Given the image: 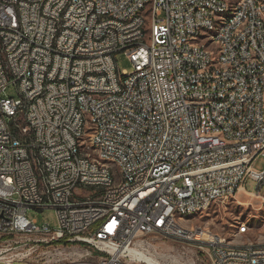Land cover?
<instances>
[{"label": "built area", "instance_id": "built-area-1", "mask_svg": "<svg viewBox=\"0 0 264 264\" xmlns=\"http://www.w3.org/2000/svg\"><path fill=\"white\" fill-rule=\"evenodd\" d=\"M238 4L237 19H222L211 37L209 19L226 0H0V236L11 237L0 264H150L127 249L152 247L155 234L212 264H264V244H227L179 217L234 198L249 178L261 198L264 169L253 163L264 156V0ZM247 13L252 27L236 33ZM203 38L223 43L222 71ZM119 53L132 71L119 70ZM10 85L17 97L6 96ZM91 140H100L97 162L85 160ZM47 207L55 228L27 217Z\"/></svg>", "mask_w": 264, "mask_h": 264}, {"label": "rangeland", "instance_id": "rangeland-1", "mask_svg": "<svg viewBox=\"0 0 264 264\" xmlns=\"http://www.w3.org/2000/svg\"><path fill=\"white\" fill-rule=\"evenodd\" d=\"M116 61L119 70L132 71V64L123 53L116 55ZM6 96H18L14 85L7 88ZM253 167L257 170L264 169L263 155L256 158ZM256 185L257 183L249 178L244 184L246 191H238L234 198L212 204L206 210L194 215L179 217H183L184 220H193V225L209 227L210 236L215 238L225 237L227 242L232 244L249 242L264 244V200L262 198L264 197V184L260 190L261 198L252 195V193L258 191ZM27 217L35 220L38 226L48 223L55 228L58 225L57 212L52 207L44 209L30 208L27 211ZM242 226L246 228L244 233H240ZM187 233H196V226H187ZM10 239L11 237L8 236H0V248H5L11 242ZM146 239L153 246L137 249L154 258L159 264H212L205 252L190 247L175 237L155 234L148 236ZM141 259L147 263L156 264L144 257ZM20 264L27 263L22 262Z\"/></svg>", "mask_w": 264, "mask_h": 264}, {"label": "bare ground", "instance_id": "bare-ground-1", "mask_svg": "<svg viewBox=\"0 0 264 264\" xmlns=\"http://www.w3.org/2000/svg\"><path fill=\"white\" fill-rule=\"evenodd\" d=\"M239 0H226V8L222 12V16H214L213 19H209V32L211 37H219L223 30V20H235L238 17L239 12ZM14 11L16 14H23V3H14ZM254 22V13H247L245 18L242 19V24L236 25V33H244L245 28H251ZM203 51L206 54H212L210 58V65H214L215 71H222L226 68V61H220V56H224L223 43L211 42V38H203ZM244 66H256L255 58L244 59ZM222 98H229V89H222ZM21 111H28V103H21ZM250 112V101L242 102V113ZM150 115H157V108H150ZM13 134L16 138H23V130L21 126H13ZM201 134H210V127H201ZM211 135H215L218 139H226V144L236 143V136H228L223 126H212ZM93 150H100V140H91V146H84L85 160L86 162H97V155L91 152ZM242 190V189H241ZM89 196H98V188H89ZM199 208H190L187 210H179V216H189L200 212ZM246 231L245 226L240 228V233ZM210 232V231H209ZM212 237V236H211ZM215 238V237H212ZM224 240L227 244L226 238H217ZM130 254L138 255V257L145 258L147 260L154 261L159 264L154 258L145 255L135 248L127 249Z\"/></svg>", "mask_w": 264, "mask_h": 264}, {"label": "crops", "instance_id": "crops-1", "mask_svg": "<svg viewBox=\"0 0 264 264\" xmlns=\"http://www.w3.org/2000/svg\"><path fill=\"white\" fill-rule=\"evenodd\" d=\"M240 191H242V190H240Z\"/></svg>", "mask_w": 264, "mask_h": 264}]
</instances>
